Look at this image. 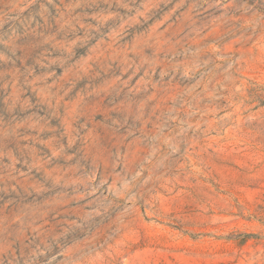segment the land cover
<instances>
[{
	"label": "rangeland",
	"instance_id": "rangeland-1",
	"mask_svg": "<svg viewBox=\"0 0 264 264\" xmlns=\"http://www.w3.org/2000/svg\"><path fill=\"white\" fill-rule=\"evenodd\" d=\"M0 264H264V0H0Z\"/></svg>",
	"mask_w": 264,
	"mask_h": 264
}]
</instances>
